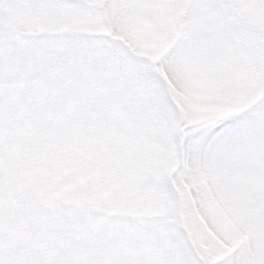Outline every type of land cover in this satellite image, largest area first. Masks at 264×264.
<instances>
[{
  "label": "snow or ice",
  "instance_id": "snow-or-ice-1",
  "mask_svg": "<svg viewBox=\"0 0 264 264\" xmlns=\"http://www.w3.org/2000/svg\"><path fill=\"white\" fill-rule=\"evenodd\" d=\"M0 264H264V0H0Z\"/></svg>",
  "mask_w": 264,
  "mask_h": 264
}]
</instances>
